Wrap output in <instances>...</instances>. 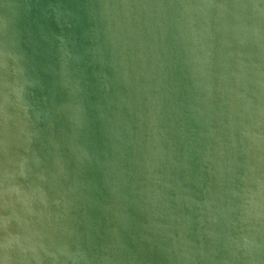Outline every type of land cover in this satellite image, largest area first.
I'll list each match as a JSON object with an SVG mask.
<instances>
[{
	"label": "water",
	"instance_id": "water-1",
	"mask_svg": "<svg viewBox=\"0 0 264 264\" xmlns=\"http://www.w3.org/2000/svg\"><path fill=\"white\" fill-rule=\"evenodd\" d=\"M0 264H264V0H0Z\"/></svg>",
	"mask_w": 264,
	"mask_h": 264
}]
</instances>
